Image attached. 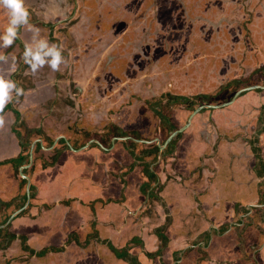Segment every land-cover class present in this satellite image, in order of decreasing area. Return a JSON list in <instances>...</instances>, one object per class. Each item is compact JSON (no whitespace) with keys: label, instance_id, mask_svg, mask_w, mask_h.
<instances>
[{"label":"crops","instance_id":"1","mask_svg":"<svg viewBox=\"0 0 264 264\" xmlns=\"http://www.w3.org/2000/svg\"><path fill=\"white\" fill-rule=\"evenodd\" d=\"M155 1L132 10L129 0H25L28 23L10 46L0 39V77L23 89L12 88L0 111V264H264V89L257 87H264V3L234 0L228 20L226 0H204L169 24L179 34L198 15L228 21L234 34H221L198 58L237 44L234 57L247 60L252 77L237 91L255 88L232 103L234 94L199 93L185 117L205 107L184 139L170 145V133L158 129L172 148L158 142L156 151L143 140L153 127H128L137 116L155 123L156 100L146 102L153 88L133 97L112 77L129 59L133 69L154 68L135 72L141 89L157 78L153 55L164 32ZM9 23L0 6V36ZM247 29L251 44L247 34L239 38ZM50 37L61 50L59 70L45 64L33 72L19 51L46 53ZM160 50L170 60L179 47L165 39Z\"/></svg>","mask_w":264,"mask_h":264},{"label":"flooded vegetation","instance_id":"2","mask_svg":"<svg viewBox=\"0 0 264 264\" xmlns=\"http://www.w3.org/2000/svg\"><path fill=\"white\" fill-rule=\"evenodd\" d=\"M129 1L131 2L129 7H131L132 10H139L142 4L141 2L147 1V0H129ZM174 1L175 0H156L155 1L156 3L158 2L157 8H159V17L162 22L160 25V28L164 33L161 34L159 37V40H157L158 48L156 49V51H154V55L159 56V63H160L159 66H161L163 71L160 74V76L154 80V82H153V79H151L152 77H150L148 81H152L154 85L157 84L156 86L157 97L155 98L157 105H159L160 102H163V103L165 102V104L169 106V105H172L170 101H175V104L178 105L180 102H183L184 100L195 99L196 95L190 94L188 91V79L189 78L187 77L189 74L187 73L189 72V70L191 71L192 69L191 67L194 66L195 64L194 61L196 59L201 60L200 58H198V55L205 49V46H202L201 42L208 41L212 37H215V34H216L215 32H219L223 34L224 37H226L227 34L229 35L234 34L233 30L231 32L226 31L227 27L232 26L230 23L227 24V26L225 27L221 21L210 20L209 18H205V17H204L205 20L211 21L210 22L211 24L203 20H195L191 24L185 19L182 25L188 26L186 33L180 32L179 34H177L173 31L171 32V30L173 29L171 28L169 24H171L174 21L175 22L177 21L176 24L180 23V20L178 19V17L177 19L175 18L176 15L182 17L184 14H186V11H189L190 14H187V15L191 17L192 13H194L197 10L195 4L199 3L200 1H204V0H183V2H187L189 4L188 7L190 8V10H188L187 6H183L181 3H179V1H178V4L174 6ZM230 12H231V9L229 8L228 13H227L228 16H230V14L232 13ZM194 33L196 35H193ZM246 34L248 35L247 42L251 44L249 31L248 33H245L244 35ZM165 39H168V41L171 40L178 45L179 50L174 52L176 59L170 57V60H171L170 61L168 60L167 57H165L166 53H164V51L162 50L158 51L160 48L164 47ZM191 51L196 52L198 54L195 57H193L191 54ZM217 51H220V50H217ZM175 68H179V70L176 71L174 70ZM142 71L151 72L152 70L148 68H142L134 72L142 73ZM178 72L181 73L180 76L178 75ZM135 80L136 78L133 79L132 81L130 80L129 83H127L126 90L131 91L133 94L136 95L137 91L141 89V85H136ZM144 84L145 83H143L142 85ZM210 93H213L212 90H210L209 92L207 91V93H202V95L205 94L208 96L210 95ZM148 98L149 97H147V99ZM166 105H162V106L164 107ZM139 121H142V119ZM149 127H153V126H149ZM155 128H157L155 130V132L157 131V135L155 136V134H153L152 135L153 137L151 139L143 138V140L146 142H152L151 143L152 147H154V149L156 150H159L157 146L158 142L160 145V143L164 144V142L166 141H163L161 136H159V134L161 135L160 133L161 131L158 132V129H162V130L169 131V132L171 131L174 132L177 129L171 130V128H174V126L171 124H164L163 127L156 126ZM248 132L251 135L248 136L247 138L252 139L253 138L252 134L254 132H250V131ZM156 139L157 140L160 139L161 142L160 141L157 142ZM252 140L253 141L251 142V144H254L256 140L258 139L257 137H255Z\"/></svg>","mask_w":264,"mask_h":264},{"label":"rangeland","instance_id":"3","mask_svg":"<svg viewBox=\"0 0 264 264\" xmlns=\"http://www.w3.org/2000/svg\"><path fill=\"white\" fill-rule=\"evenodd\" d=\"M209 1L213 2V0H209ZM216 1L218 2L219 0H216ZM216 1L214 2V4H212L213 6H215ZM233 1L234 0H226V4H227V5H225L226 7H224V8H223V6L220 7L221 10L224 9V12H221V14L228 13L229 8L231 9V11L233 10L232 9L233 8ZM252 1L253 2L258 1L260 3H264V0H252ZM243 2H246V0H243ZM236 5H237V2H236ZM242 6H245V5H242ZM247 7H248V5H247ZM4 13H6V11H4ZM195 17H197V18H195V20H203V21L207 22V20H205V18L201 15H198ZM225 17L228 20H232L229 18L230 16H228V14L225 15ZM236 17H238V16H236ZM219 18H220V16H219ZM207 23L211 24L210 22H207ZM225 24H229L228 21L223 23V25H225ZM217 37H221V33L216 32L215 37H212L208 41L201 42L202 46H205V48H206L209 44H211V45L214 44L215 43L214 40ZM245 37L246 36L244 34H241L239 36V38H241V39L243 38V40L245 39ZM50 38H51L50 41L53 44L57 45V43L55 42L56 39H54L53 37H50ZM157 40H159V37ZM237 40H239V39H237ZM41 41H43V39ZM139 41L143 42L141 38L139 39ZM43 42H45V41H43ZM156 43H157V41H156ZM245 44H246V41H245ZM245 44H244L243 50H247V47ZM14 46H15V48H17V46L15 44H14ZM236 48H238L237 44L234 45V43H233L230 45V49L227 48V50H225L224 52H222L221 50L217 51L218 49L214 50L213 54L212 53L210 54L212 58H210L209 56H206V54L205 55L202 54L201 60L196 59L194 61L195 62L194 66L195 65L196 66L195 67L193 66L194 68L191 67L192 68L191 71L189 70V72L187 73V74H189L187 77V78H189L188 79V91H189V93L193 94V95H197L199 93H207V91L209 92L210 90L214 89L213 93H215V94L219 93V94L223 95V93L226 92L230 95H233V93L236 92L241 86L245 85L247 81L249 82L252 79V77H249L250 74H248V73H250V66L246 63L247 60L245 62H242L243 60H241V58H235L234 57L235 54L239 52L238 49L236 51ZM25 49L26 48L21 49L19 52H22L23 50L25 51ZM22 56H23V53H22ZM128 58H130V56ZM153 61H154V63L152 64L153 65L152 67H154L155 64L157 66H159L160 63L158 62L159 61L158 55H153ZM155 62H157V63H155ZM127 63L128 64H125V67H122L121 69L118 70V72H116L114 74L115 76L112 75V77L114 78V80L116 82H119L122 80V81H125L126 83H129L130 80L132 81L133 79H135V77H137L134 71H137L138 69H133V66L130 65V63H132V62L129 59H127ZM244 65L246 68L244 67ZM153 69H151V70L153 71ZM174 70L177 71V70H179V68H175ZM162 71L163 70H162L161 66H159L157 69H155L154 72H155L157 78L160 76ZM122 72L124 73L122 78L118 79V77L120 76V74ZM178 75L180 76L181 73L178 72ZM150 82L151 83L146 82L142 86V89L138 90L136 95L133 94L131 91L126 90L127 84L125 85V91L124 92H125V94H131L133 97H138L140 94H142V90L144 88L147 89L149 87H152L153 88V94L149 97L150 99L149 98L148 99L149 100L155 99L157 97V93H156L157 84L154 85L152 81H150ZM148 99H146V102L148 101ZM202 102L206 103L207 101H202ZM162 105H166L165 102L164 103L161 102L159 105L154 106V108L157 111H160V112H157L156 114H153V117H152V120L155 119V123L153 121V124H152L153 128H151L150 133L153 132V134H155V136L157 135V131L155 132L156 124H159V126H162V127L164 124H171L174 126V128H171V130H173V129L175 130L178 128V125L179 126L185 125L184 122L186 120H188V117H185L186 106L188 105L187 103H185V106H184L185 109L182 108V105H179V104L178 105L180 107H177L176 104H172L169 106L166 105L164 107ZM146 106H148L147 103H146ZM245 106H246V104H245ZM192 112L193 111H191V113ZM159 119H160V121H159ZM180 121L183 123L180 124ZM149 122L150 121L148 120V118H143L142 121H139V117L137 116V117H133L130 120V122L128 123V127L138 128L137 129L138 131L144 130V129L148 130L149 126H150ZM258 126H260V125H258ZM166 132L170 133V134L172 133V131L171 132L166 131ZM139 134L143 135L142 133H139ZM188 135H189L188 136L189 140H191V139L194 140L195 137H194L193 133L192 134L188 133ZM181 137L184 139L183 135ZM179 139H181V138H179ZM176 142H177V139H176V141L175 140L173 141V144H175ZM178 144H179V142L177 143V145ZM170 148H172V147L167 146L165 151H167ZM178 149H179V147H178ZM178 149H176V152H177L176 155H177V157H180ZM154 150H156V149H154ZM163 156H164V153H163ZM166 157H168V156H166ZM164 161H165V158H164ZM176 166H177V164H175V167Z\"/></svg>","mask_w":264,"mask_h":264},{"label":"clouds","instance_id":"4","mask_svg":"<svg viewBox=\"0 0 264 264\" xmlns=\"http://www.w3.org/2000/svg\"><path fill=\"white\" fill-rule=\"evenodd\" d=\"M0 6L6 8L10 13L9 26L6 29L5 34L0 36V39L4 41V46H10L17 37L18 28L28 23L29 12L24 6V0H0ZM46 46L47 42L45 41L42 43L41 47ZM29 56L31 57V60H26V63L30 65V68L33 72H36L45 64H48L52 70L57 71L59 70V66L62 63L61 50L56 45H53L52 49H49L48 52L43 54H41L39 51L33 53L31 48H26L24 57ZM46 56H51V60H46ZM12 88L17 87L14 83L5 81L2 77H0V111H2L5 105L9 102L10 90ZM22 93L23 89L17 88V95ZM2 123L3 120L0 118V124Z\"/></svg>","mask_w":264,"mask_h":264},{"label":"water","instance_id":"5","mask_svg":"<svg viewBox=\"0 0 264 264\" xmlns=\"http://www.w3.org/2000/svg\"><path fill=\"white\" fill-rule=\"evenodd\" d=\"M258 88H261V89H264V87L263 86H257ZM255 88V86H249V87H246V88H243V89H240L239 91H237V92H235L234 93V95H233V97L231 98V100L229 101V103H232L234 100H236V98L240 95V94H243L244 92H247V91H252V89H254ZM229 103H225L224 105H227V104H229ZM249 102H247V104H248ZM203 107H205V106H199V107H197V108H195V110L191 113V115H190V117L188 118V121H187V123L183 126V127H181L180 129H177V130H175L171 135H169L170 136V138L168 139V141L170 142L169 144L170 145H174L173 144V141L175 140L176 141V139L178 138V137H181L182 135H184L185 134V132L188 130V128L190 127V125H191V123H192V119H193V117L199 112V111H201L202 110V108ZM174 130V129H173ZM158 141H160L161 142V140L160 139H158L157 140V142ZM160 146L161 147H164V149L163 150H165L166 148H167V146H165L164 144H161L160 143ZM132 174V176L134 175V173H131ZM22 176H25L24 174H21ZM20 175V176H21ZM21 176V177H22ZM264 208V207H263ZM252 211V209L251 208H249V209H247V211ZM19 212L17 211L16 213H14L13 215H12V217L13 216H15V215H17ZM243 221H247L246 220V217H243ZM241 233V232H240Z\"/></svg>","mask_w":264,"mask_h":264},{"label":"trees","instance_id":"6","mask_svg":"<svg viewBox=\"0 0 264 264\" xmlns=\"http://www.w3.org/2000/svg\"><path fill=\"white\" fill-rule=\"evenodd\" d=\"M180 101H181V100H180ZM183 103H187L188 106H193V104H194L195 102H194V99H193V100L190 99V100H184ZM193 107H194V106H193Z\"/></svg>","mask_w":264,"mask_h":264}]
</instances>
